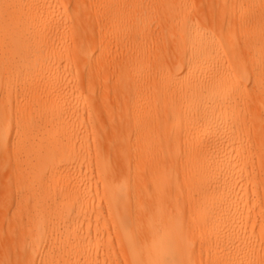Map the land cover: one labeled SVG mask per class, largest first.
I'll use <instances>...</instances> for the list:
<instances>
[{"label":"bare ground","instance_id":"obj_1","mask_svg":"<svg viewBox=\"0 0 264 264\" xmlns=\"http://www.w3.org/2000/svg\"><path fill=\"white\" fill-rule=\"evenodd\" d=\"M262 201L264 0H0V264H264Z\"/></svg>","mask_w":264,"mask_h":264},{"label":"rangeland","instance_id":"obj_2","mask_svg":"<svg viewBox=\"0 0 264 264\" xmlns=\"http://www.w3.org/2000/svg\"><path fill=\"white\" fill-rule=\"evenodd\" d=\"M204 14H205L204 11L203 12H200V13H197V14H195V16H193V18H196V17H199L200 18V16L201 15L203 16ZM156 27L157 26H155V24H154L150 29H157ZM148 30H147V32H148ZM145 35H147V33ZM165 38H166V36L165 35H162L161 37L159 36L158 38L154 39V41H157L158 42V44H157L156 47H158V48H164V49L170 48V45L169 44H166ZM127 41L128 40H126L125 42L123 41L124 42L123 43V45H124L123 53L126 54V55H128V56H131V54H134V51L131 50V48H133L134 45H130L131 43L130 42H127ZM145 41H146V36H145V38L143 40L139 41V45H137V46H139V47L140 46H144L145 43H146ZM127 46H128V48L126 49ZM257 158L258 157L256 155H252V159H253V162L254 163H256L258 161ZM258 209H260V211L262 213V216L259 217V223H261V224L264 225V201H262V202L259 203ZM262 239L264 240V235L262 236Z\"/></svg>","mask_w":264,"mask_h":264}]
</instances>
